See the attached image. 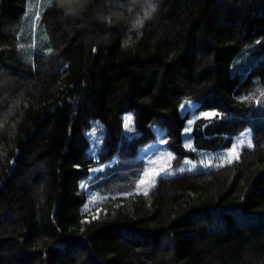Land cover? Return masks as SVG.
<instances>
[{"label":"trees","instance_id":"obj_1","mask_svg":"<svg viewBox=\"0 0 264 264\" xmlns=\"http://www.w3.org/2000/svg\"><path fill=\"white\" fill-rule=\"evenodd\" d=\"M34 1L0 0V264H264V0H52L33 52ZM186 100L218 114L192 149ZM247 128L232 163L101 193L109 163L159 134L180 165Z\"/></svg>","mask_w":264,"mask_h":264},{"label":"rangeland","instance_id":"obj_2","mask_svg":"<svg viewBox=\"0 0 264 264\" xmlns=\"http://www.w3.org/2000/svg\"><path fill=\"white\" fill-rule=\"evenodd\" d=\"M51 2L52 0L34 1L29 6L27 11L24 30L29 34L30 40L28 39V44L32 47L33 52L35 50H42L44 43L48 40L46 32L39 24L38 17L39 14L51 4ZM183 105H185V107H180V111L183 115L188 113L191 117L190 121H197L199 118H202L203 114L206 112H215L202 111L198 113L195 110L197 104L189 100H186ZM129 115L132 116L131 113L127 114L126 116ZM125 133L131 135V132H126V130ZM88 134L91 139L90 151L93 154H96L102 145L104 127L98 121H94L93 127L88 131ZM251 135V129L247 128L243 134L238 139H236L230 149H224L220 150L219 152L211 153L201 152L198 156V159L191 160L190 158H187L180 165H176L175 160L177 155L166 146V138H162L161 134H159L157 139L146 145L141 153L136 158L132 159V161L116 160L109 163L110 166L107 167V171L103 173V178L105 180L103 181L101 187L102 191L105 190V192L101 193L108 197L121 194H144L145 191H150V189L156 185L161 177H173L182 175L186 172L201 173L206 172L216 166L229 164L227 163L226 159L227 153L235 146L237 148L238 154L240 155V152L244 148L248 147L247 141L251 140L252 143ZM184 137V145L189 143L192 144L191 140L189 139V134H184ZM241 140L245 141V143L241 144ZM169 154L172 156L171 160H168ZM236 160L237 159H233L232 162ZM152 161L155 163H150ZM205 165H207V167ZM102 168L103 167H98L95 170L96 173L100 170H103ZM151 169H155V174L152 176L150 184L142 185L138 188L137 185L139 179L143 178L144 173ZM161 169H163V172ZM101 193L98 190H95L90 194V202L92 206L96 205L97 202L103 198Z\"/></svg>","mask_w":264,"mask_h":264},{"label":"snow or ice","instance_id":"obj_3","mask_svg":"<svg viewBox=\"0 0 264 264\" xmlns=\"http://www.w3.org/2000/svg\"><path fill=\"white\" fill-rule=\"evenodd\" d=\"M245 99H249V98H245ZM182 108L185 107V105H181ZM218 114L215 113V112H206L203 114V118L206 119V120H213ZM195 121H189V126H187L185 129H184V132L185 134H189L191 133L192 131V128H191V124L194 123ZM124 128L126 130V132H133L134 131V126H133V118L131 115L129 116H126L124 117ZM241 144H244L245 141L241 140L240 141ZM247 146L248 147H251L252 146V143H251V140H248L247 141ZM185 147L187 149H192L193 146L192 144H186ZM239 158V154L237 152V148L234 146L228 153H227V163H232L233 159H238ZM172 159V156L171 154H169L168 156V160H171ZM150 163H155L154 161L150 162ZM207 167V165H205ZM161 171L163 172V169H161ZM155 174V169H151L149 171H146L144 173V177L139 179L138 181V185L137 187L139 188L140 186L142 185H149L150 184V181H151V178L152 176ZM82 187H87L86 185H82ZM145 195H147V191L144 192ZM95 199V198H93Z\"/></svg>","mask_w":264,"mask_h":264}]
</instances>
